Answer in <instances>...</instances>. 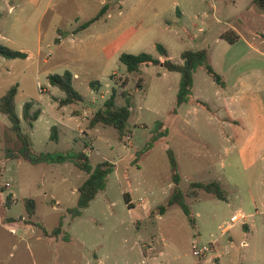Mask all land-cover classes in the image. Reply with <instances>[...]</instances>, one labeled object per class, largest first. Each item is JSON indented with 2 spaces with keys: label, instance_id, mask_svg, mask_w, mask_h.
<instances>
[{
  "label": "rangeland",
  "instance_id": "1",
  "mask_svg": "<svg viewBox=\"0 0 264 264\" xmlns=\"http://www.w3.org/2000/svg\"><path fill=\"white\" fill-rule=\"evenodd\" d=\"M105 5L108 12L84 27ZM0 13V45L29 56L0 58V100L18 86L19 116L28 102L42 110L33 129L23 121L34 149L84 151L94 166L103 161L116 166L106 190L73 221L68 211L77 207L88 175L70 162L8 160L6 150L19 144L0 112V264H264V143L251 153L242 151L251 133L242 116L263 112L255 102L232 107L226 102L239 72L264 73V55L249 46H260L264 10L253 0H0ZM233 27L243 35L235 44L222 38ZM157 44L176 63L183 51L208 50L212 66L231 87L223 89L199 68L195 97L210 109L184 104L174 114L179 73L161 66L129 73L120 61L123 53H149L163 61ZM67 71L84 102L60 108L65 94L48 77ZM140 80L143 88H138ZM93 81L100 82L99 91L90 86ZM114 89L118 105L125 103L123 92L134 93L123 140L113 127L90 128ZM257 91L264 101V85ZM230 109L241 115L233 120ZM53 126L58 143L50 139ZM165 129L167 137L141 153L155 132ZM258 136L264 142V133ZM168 150L176 154L186 193L191 182L219 181L228 194V201L204 191L188 197L195 224L179 206L163 216L152 214L174 190ZM27 199L36 203L32 219ZM235 215L238 220L232 222ZM62 220V235H47ZM67 236L73 240L65 241ZM205 248L208 254L195 256Z\"/></svg>",
  "mask_w": 264,
  "mask_h": 264
},
{
  "label": "trees",
  "instance_id": "2",
  "mask_svg": "<svg viewBox=\"0 0 264 264\" xmlns=\"http://www.w3.org/2000/svg\"><path fill=\"white\" fill-rule=\"evenodd\" d=\"M253 4L264 10V0H253ZM109 6L105 5L100 14L90 20L84 27H88L90 24L101 19V17L108 12ZM1 18V13H0ZM222 38L227 40L231 44H235L239 41L240 36L234 31L229 30L222 35ZM159 57H154L149 53H140L138 55L123 53L120 56V61L127 68L129 73H139L143 66H161L168 72H177L181 75L180 87L177 95V108L173 110L174 114H178V108L184 104H195L197 106L205 107L208 110L209 105L201 100L194 99V84L195 74L199 68H205L208 75L221 87H225L226 83L224 78L218 74L215 68L210 62L209 51L202 50H186L181 53V63L173 62L170 58L169 51L162 44L156 45ZM29 56L22 51H15L11 48L0 45V58L7 59H27ZM51 86L58 88L65 94L64 98L58 100L60 108L80 104L84 102V97L77 91L74 86V76L70 71H67L63 75L53 74L48 77ZM90 86L95 91H99L101 84L99 81L91 82ZM138 88H143L142 80L138 83ZM18 94V86L12 87L0 100V112L6 116L10 123V131L16 136L19 147L17 149L8 148L6 155L8 160H22L32 165L39 164H64L67 162L73 163L78 169L85 172L88 175L87 180L79 188L78 205L74 209H70L69 215L71 219L77 220L82 217L84 211L91 206V203L97 198L98 194L105 191L108 185L109 176L115 170V164L109 161H103L94 166L90 160L89 155L80 151L77 153H38L34 149V142L32 136L24 132L23 121L26 122L29 129H33L35 122L39 120L42 114L41 109H35V103L28 102L24 105L23 116L20 117L17 112L16 97ZM124 99L123 105L117 104L119 97L118 91L114 89L109 99H107L104 105L94 114L90 121V128L94 129L99 125L106 127H113L119 135V139L123 140L129 133V121L132 116V109L134 107V93L131 91H125L121 94ZM79 116V114H75ZM158 128H163V122H158ZM156 127V128H157ZM157 128V129H158ZM156 129V130H157ZM168 131L155 132L151 142L141 153H146L154 147V144L167 137ZM1 138V134H0ZM50 139L56 143L60 141L59 130L57 126L51 128ZM171 166V176L174 184V190L168 201L160 205L157 210L152 214L165 215L169 208L173 206H179L185 215L189 218L192 224L196 223L195 216L192 208L187 202V198H198L201 191L214 195L217 199L228 201V194L223 189L219 181H211L209 183L191 182L189 190L186 193L182 187V177L179 173V164L176 154L173 150H168ZM127 203L129 198L126 195ZM13 195H9L6 201L8 207L13 202ZM26 208L29 218H33L36 214V203L32 199L26 200ZM36 225V224H35ZM63 233V220L60 225L49 236L59 238ZM65 241L71 242L72 237L67 236Z\"/></svg>",
  "mask_w": 264,
  "mask_h": 264
},
{
  "label": "crops",
  "instance_id": "3",
  "mask_svg": "<svg viewBox=\"0 0 264 264\" xmlns=\"http://www.w3.org/2000/svg\"><path fill=\"white\" fill-rule=\"evenodd\" d=\"M231 30H234L240 36L239 41L243 38V35H241L238 29L233 27ZM257 36L260 37L261 40L260 46H263L264 48V34L257 33ZM252 38L254 39V41L259 39L255 36H253ZM249 46L253 50H256V52L264 55V52L262 51L264 49L260 48V46L256 44H249ZM249 71L252 72H247V73H244V71L241 73L239 72L236 80L232 84L233 85L232 94L226 98V102L229 103V107H232L233 105L237 104V102H246V103L255 102L263 112L262 116H258L255 114L253 115L251 114L249 117L242 116V119L244 118L245 121L247 120L251 131L250 137L247 139L244 149H242L244 153H251L253 152V149L258 147L259 144L263 145L264 143L262 139L258 136V134L264 133V101H262L261 99L260 92L257 91V88H261L264 85L263 83L264 73L262 70L255 71L254 68L249 69ZM225 83L226 85L225 87H222L223 89L231 87V85L228 84L226 81ZM194 99L200 100L197 97H195V84H194ZM230 113H231V118L233 120L241 115L239 114L238 111L231 110Z\"/></svg>",
  "mask_w": 264,
  "mask_h": 264
},
{
  "label": "built area",
  "instance_id": "4",
  "mask_svg": "<svg viewBox=\"0 0 264 264\" xmlns=\"http://www.w3.org/2000/svg\"><path fill=\"white\" fill-rule=\"evenodd\" d=\"M238 220V216L235 215L232 217V222H236ZM210 252V248H205L204 250H196L194 251L195 256H204Z\"/></svg>",
  "mask_w": 264,
  "mask_h": 264
}]
</instances>
